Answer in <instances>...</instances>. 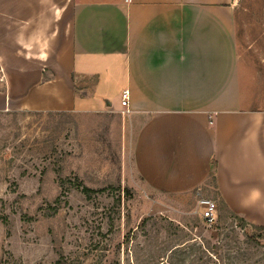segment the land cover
Here are the masks:
<instances>
[{"label":"crops","instance_id":"crops-1","mask_svg":"<svg viewBox=\"0 0 264 264\" xmlns=\"http://www.w3.org/2000/svg\"><path fill=\"white\" fill-rule=\"evenodd\" d=\"M232 1L0 0V112L128 109L151 189L264 225V111L244 107Z\"/></svg>","mask_w":264,"mask_h":264},{"label":"rangeland","instance_id":"rangeland-1","mask_svg":"<svg viewBox=\"0 0 264 264\" xmlns=\"http://www.w3.org/2000/svg\"><path fill=\"white\" fill-rule=\"evenodd\" d=\"M232 5L244 107L264 111V0ZM125 127L113 108L0 112V264H191L200 237L230 241L234 264H264V229L222 200L209 227L203 189H151Z\"/></svg>","mask_w":264,"mask_h":264},{"label":"trees","instance_id":"trees-1","mask_svg":"<svg viewBox=\"0 0 264 264\" xmlns=\"http://www.w3.org/2000/svg\"><path fill=\"white\" fill-rule=\"evenodd\" d=\"M239 220H241L244 223H246V219L243 217H240ZM254 223H252L253 225ZM256 224H254L255 226ZM258 228L264 229V225H256ZM226 241L225 243H222V241H211L208 239H205L203 237H200L199 240L195 239L194 244L189 252V256L191 258V264H234L233 261L234 257L230 255V250L234 249L235 246L230 242ZM185 244L182 243L178 247L175 248V251H179V261L182 262L184 259H181L185 257L186 255V248H184ZM175 252V253H176ZM183 255V256H182ZM226 258L229 260L226 261ZM186 260V258H185ZM115 264H119L116 262ZM158 264H173L172 262L166 260L162 261V263Z\"/></svg>","mask_w":264,"mask_h":264},{"label":"built area","instance_id":"built-area-1","mask_svg":"<svg viewBox=\"0 0 264 264\" xmlns=\"http://www.w3.org/2000/svg\"><path fill=\"white\" fill-rule=\"evenodd\" d=\"M129 1V0H128ZM130 91L129 89H124L122 92V105L127 107L129 105ZM128 111V109H127ZM124 110V112H127ZM199 207L201 208V216L203 218L204 223L211 227L216 224L218 220V205L216 200L200 196L198 198Z\"/></svg>","mask_w":264,"mask_h":264}]
</instances>
